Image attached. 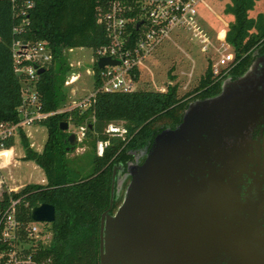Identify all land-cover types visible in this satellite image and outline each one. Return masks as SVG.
<instances>
[{
  "label": "trees",
  "instance_id": "trees-1",
  "mask_svg": "<svg viewBox=\"0 0 264 264\" xmlns=\"http://www.w3.org/2000/svg\"><path fill=\"white\" fill-rule=\"evenodd\" d=\"M112 0H0V121L18 120L21 81L13 65V43L43 41L52 59L38 75L36 90L42 111H55L65 100L62 89L68 65L64 52L74 47L93 51L107 43L104 27L97 21L100 7ZM134 5L138 0H120ZM257 0H229L225 11L233 16L225 40L234 55V65L222 77L213 76L210 65L196 87L179 96L178 85L167 84L163 90L135 89L129 92L97 90L93 101L84 109L74 107L41 120L47 131L40 151L30 148L25 134L19 131L23 159L33 161L45 175V183H27L17 192H3L0 211L10 197L20 198L21 218L30 220L32 207L52 204L55 218L48 223L51 233L45 253L53 264H99V225L101 214L108 209L112 171L121 172L141 163L154 137L165 128H174L182 119L189 102L218 94L228 76L236 78L251 65L257 52L264 50V12L248 17ZM30 3V6L27 4ZM134 12H129L133 16ZM128 29L135 32L132 23ZM58 61L55 68L54 62ZM100 68L93 64V89L100 85ZM136 77L138 71L134 70ZM172 78V76H171ZM85 126L84 137L74 144L60 123ZM122 125V134L107 131L109 124ZM98 141H107L101 155ZM13 143L8 140L9 147ZM89 145L85 160L71 157L77 146ZM116 204L113 202L114 208Z\"/></svg>",
  "mask_w": 264,
  "mask_h": 264
},
{
  "label": "water",
  "instance_id": "water-1",
  "mask_svg": "<svg viewBox=\"0 0 264 264\" xmlns=\"http://www.w3.org/2000/svg\"><path fill=\"white\" fill-rule=\"evenodd\" d=\"M116 63L101 57L96 65ZM236 92L224 81L218 94L189 102L180 123L160 131L144 160L128 167L129 183L111 214L113 167L109 207L100 217L99 264H264L261 211L242 202L234 185L245 165L241 143L229 145V135L241 136L244 118L238 105V114L229 110ZM76 141L69 133V142ZM30 216L52 222L55 208L41 203Z\"/></svg>",
  "mask_w": 264,
  "mask_h": 264
},
{
  "label": "built area",
  "instance_id": "built-area-1",
  "mask_svg": "<svg viewBox=\"0 0 264 264\" xmlns=\"http://www.w3.org/2000/svg\"><path fill=\"white\" fill-rule=\"evenodd\" d=\"M201 1L138 0L134 5H128L120 0H112L105 8L100 7L97 21L104 27L107 43L93 51V62L97 64L99 58L108 57L117 63L105 64L100 68L98 73L100 85L75 107L84 109L89 106L97 90L129 92L137 89L138 78L134 70L138 71L139 66L153 55L160 43L171 39L172 32L178 36L183 34L182 30H186L202 51L208 49L210 37L201 26L197 8ZM27 5L30 6V3ZM132 11L133 16H129L128 13ZM129 23L135 28L134 33L128 29ZM216 37L222 51L209 65L213 76L222 77L228 68L234 65V55L228 50L225 31ZM51 59V51L43 41L13 43V68L15 73L23 77L21 103L17 107L18 120L0 121V171L10 165H16L12 145L9 147L6 145L8 140L12 139L14 142V136L24 127L40 123L47 116L65 110L58 108L45 112L41 109L42 103L36 90L39 75L37 69L44 68ZM77 77L78 74H71L65 79L64 84L74 83ZM107 131L122 134L125 129L122 125L111 123ZM84 132L85 126L76 128L77 141H81ZM106 145L107 141H98L97 154L101 155ZM2 177L0 197L3 192H17L24 186L21 183L15 184L11 175L7 177L11 183L2 186L6 180L4 176ZM19 200L20 198L10 197L5 208L0 211V264H53L51 256L45 253L51 238L49 222L35 221L31 216L28 221L21 218L17 207Z\"/></svg>",
  "mask_w": 264,
  "mask_h": 264
},
{
  "label": "rangeland",
  "instance_id": "rangeland-1",
  "mask_svg": "<svg viewBox=\"0 0 264 264\" xmlns=\"http://www.w3.org/2000/svg\"><path fill=\"white\" fill-rule=\"evenodd\" d=\"M228 1L202 0L198 4L197 8L201 26L210 37L208 49L202 51L186 30H182L183 34L178 36L175 35V32H172L171 39L160 43L153 52V55L145 60L143 65L139 66L137 89L163 90L167 84L177 83V93L181 96L196 87L209 63L214 61L222 51L216 36L218 34L222 35L224 31L226 32L229 23L233 21V16L225 11V5ZM260 12H264V0H257L254 7L247 12V16L255 17ZM228 50L231 51L230 45ZM63 60L65 61V65H68L62 85L66 98L59 108L69 110L78 105L84 97L93 91V50L88 47L70 48L64 52ZM58 64V61L54 62L55 68H57ZM87 70L89 71L87 72ZM74 73L78 74L75 82L65 85V79H68ZM22 131L26 136L30 148L40 151L47 136L45 126L41 122H38L24 127ZM67 131L69 133H76V127L69 124ZM12 151L15 153L16 160L19 161V165H10L8 168H3L0 171V178L2 176L6 178L2 186H7L8 183H11L10 179L7 178L9 175L14 179L15 184L21 183L22 185L27 183H42L45 180L44 172L39 166L31 160L22 158L24 149L21 146L19 134L14 136ZM89 151V145H79L73 152L69 153V156H76V159L78 157L85 160V156H88L86 154ZM120 174L121 172L116 168L113 201L115 204L121 202L122 191H125L126 187V183H122L126 175ZM126 182V185H128L129 181ZM42 224L39 223V225Z\"/></svg>",
  "mask_w": 264,
  "mask_h": 264
},
{
  "label": "flooded vegetation",
  "instance_id": "flooded-vegetation-1",
  "mask_svg": "<svg viewBox=\"0 0 264 264\" xmlns=\"http://www.w3.org/2000/svg\"><path fill=\"white\" fill-rule=\"evenodd\" d=\"M225 82L229 83L230 89H237L235 94L229 95V110L233 108L236 111L238 105V111L244 115L241 136L235 138L229 135V145L241 143L244 152V169L234 185L242 202L259 206L261 215L258 220L264 226V50L255 54L251 65L242 75L236 78L228 76ZM120 175H126L122 183L127 184L126 181L130 179L127 171ZM123 194L124 191L121 199ZM119 204L110 210L111 214Z\"/></svg>",
  "mask_w": 264,
  "mask_h": 264
},
{
  "label": "crops",
  "instance_id": "crops-1",
  "mask_svg": "<svg viewBox=\"0 0 264 264\" xmlns=\"http://www.w3.org/2000/svg\"><path fill=\"white\" fill-rule=\"evenodd\" d=\"M16 165L18 166L19 165V161H16ZM43 179V178H42ZM45 182V180L44 181H42V183H44Z\"/></svg>",
  "mask_w": 264,
  "mask_h": 264
}]
</instances>
